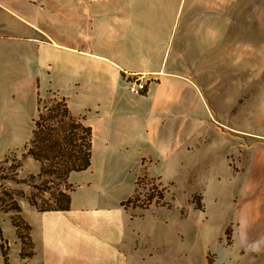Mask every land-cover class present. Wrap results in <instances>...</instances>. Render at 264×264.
Listing matches in <instances>:
<instances>
[{"label":"crops","instance_id":"obj_1","mask_svg":"<svg viewBox=\"0 0 264 264\" xmlns=\"http://www.w3.org/2000/svg\"><path fill=\"white\" fill-rule=\"evenodd\" d=\"M239 1L0 0V19L6 18L0 20V63L11 54L12 42H21L23 63L36 52L37 63H53L67 81V87L59 81L52 90L66 99L70 113L75 99L80 110L74 115L88 126L91 119L100 124L96 143L94 137L98 175L85 179L92 159L88 170L69 176L70 209L39 212L29 205L36 220L21 210L32 242L27 264H134L132 257L141 256L133 248L135 222L122 204L140 177L158 178L153 166L190 150L205 121H215L205 69L224 44ZM134 77L145 83L140 95L128 92ZM259 160L255 178L264 156ZM38 164L30 165L32 173L39 172ZM182 164L177 160L175 169ZM126 176H134L130 189ZM263 225L264 213L247 224L242 219L245 250L247 229Z\"/></svg>","mask_w":264,"mask_h":264},{"label":"rangeland","instance_id":"obj_2","mask_svg":"<svg viewBox=\"0 0 264 264\" xmlns=\"http://www.w3.org/2000/svg\"><path fill=\"white\" fill-rule=\"evenodd\" d=\"M21 46L14 40L11 54L0 63V264H5L2 243L7 264H27L32 254L29 227L17 207L28 220H36L29 198L41 202L51 197L38 192L33 185L39 183L30 180L39 173H32L30 165L39 162L27 147L39 115L38 99L47 117L45 107L53 109L54 101L63 98L52 90L56 83L68 86L53 63H37L36 52L23 63ZM208 63L204 87L215 121H205V131L190 150L181 149L169 164H155L151 172L158 178L140 177L134 194L124 202L138 234L133 248L138 247L141 256L132 257L134 264H264V225L247 229L248 250L239 232L242 219L247 224L264 213V198L256 191L264 192V164L258 178L253 174L256 161L264 156V0L238 2L226 40ZM78 103L71 100V115L82 118L74 115L80 110ZM90 126L95 163L86 180L97 176L99 168L94 137L96 143L100 124L91 119ZM177 160L183 162L180 169H175ZM133 177L126 176L127 189L134 186ZM68 189L69 193L72 187Z\"/></svg>","mask_w":264,"mask_h":264},{"label":"trees","instance_id":"obj_3","mask_svg":"<svg viewBox=\"0 0 264 264\" xmlns=\"http://www.w3.org/2000/svg\"><path fill=\"white\" fill-rule=\"evenodd\" d=\"M54 102L56 105L53 109L45 107L48 115L44 117L41 99H38L39 115L34 121L33 139L27 147L28 154L40 164L39 173L31 176L30 180L39 183L38 186L33 185L38 192L49 194L51 197L50 201L41 202H38L35 196L29 198L30 205L39 212L68 211L71 204L68 193V186L71 187L68 184L69 176L88 170L92 163V128L86 125L83 119L71 115L65 98L56 99ZM50 190L52 191L49 192ZM160 199L161 196L155 199V202L158 203ZM151 201L152 199H149L148 202ZM125 203L122 204L124 207ZM17 210L21 212L20 207H17ZM14 226L19 227L17 224ZM1 254L7 264L5 243L1 244Z\"/></svg>","mask_w":264,"mask_h":264},{"label":"built area","instance_id":"obj_4","mask_svg":"<svg viewBox=\"0 0 264 264\" xmlns=\"http://www.w3.org/2000/svg\"><path fill=\"white\" fill-rule=\"evenodd\" d=\"M145 90V83L142 77H134L128 82V92L132 95H140Z\"/></svg>","mask_w":264,"mask_h":264}]
</instances>
